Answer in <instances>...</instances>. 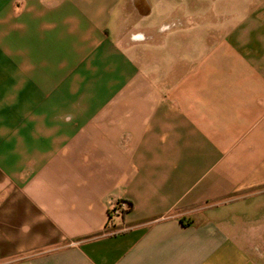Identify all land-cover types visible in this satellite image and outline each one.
<instances>
[{
	"label": "crops",
	"instance_id": "crops-1",
	"mask_svg": "<svg viewBox=\"0 0 264 264\" xmlns=\"http://www.w3.org/2000/svg\"><path fill=\"white\" fill-rule=\"evenodd\" d=\"M0 264H264V0H0Z\"/></svg>",
	"mask_w": 264,
	"mask_h": 264
},
{
	"label": "built area",
	"instance_id": "built-area-1",
	"mask_svg": "<svg viewBox=\"0 0 264 264\" xmlns=\"http://www.w3.org/2000/svg\"><path fill=\"white\" fill-rule=\"evenodd\" d=\"M119 205H121V203H120V202H116V203L112 206V210H113V212H115V213H118V212H119V210H120V208L118 207Z\"/></svg>",
	"mask_w": 264,
	"mask_h": 264
},
{
	"label": "trees",
	"instance_id": "trees-1",
	"mask_svg": "<svg viewBox=\"0 0 264 264\" xmlns=\"http://www.w3.org/2000/svg\"><path fill=\"white\" fill-rule=\"evenodd\" d=\"M119 211L121 212V209Z\"/></svg>",
	"mask_w": 264,
	"mask_h": 264
}]
</instances>
